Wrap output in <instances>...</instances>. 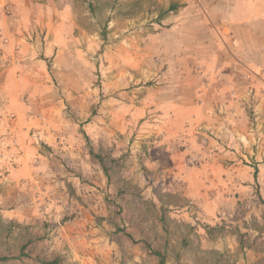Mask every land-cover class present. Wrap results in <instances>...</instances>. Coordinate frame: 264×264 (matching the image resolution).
Masks as SVG:
<instances>
[{
  "label": "rangeland",
  "instance_id": "1",
  "mask_svg": "<svg viewBox=\"0 0 264 264\" xmlns=\"http://www.w3.org/2000/svg\"><path fill=\"white\" fill-rule=\"evenodd\" d=\"M36 3L0 13V264H264V0Z\"/></svg>",
  "mask_w": 264,
  "mask_h": 264
},
{
  "label": "crops",
  "instance_id": "2",
  "mask_svg": "<svg viewBox=\"0 0 264 264\" xmlns=\"http://www.w3.org/2000/svg\"><path fill=\"white\" fill-rule=\"evenodd\" d=\"M3 5L8 4L10 8L13 10L14 15H20L23 17H27L31 15L30 7L28 5L31 4L33 10L39 11L41 10L40 6L36 7V0H0V13L3 11ZM27 20V19H25ZM32 24L37 27L41 26L40 18L32 17Z\"/></svg>",
  "mask_w": 264,
  "mask_h": 264
},
{
  "label": "trees",
  "instance_id": "3",
  "mask_svg": "<svg viewBox=\"0 0 264 264\" xmlns=\"http://www.w3.org/2000/svg\"><path fill=\"white\" fill-rule=\"evenodd\" d=\"M176 9V6H172V9L171 10H175ZM159 257H161V261H160V264H165V260L162 256V254L158 253L157 254ZM7 259L6 258H0V261H6Z\"/></svg>",
  "mask_w": 264,
  "mask_h": 264
}]
</instances>
